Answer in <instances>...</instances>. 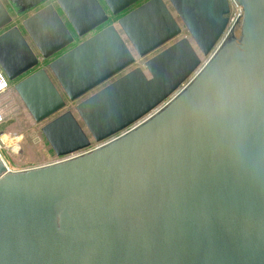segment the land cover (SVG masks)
I'll return each mask as SVG.
<instances>
[{"label":"water","instance_id":"1","mask_svg":"<svg viewBox=\"0 0 264 264\" xmlns=\"http://www.w3.org/2000/svg\"><path fill=\"white\" fill-rule=\"evenodd\" d=\"M47 1L15 8L37 52L0 17L59 159L0 156V264H264V0Z\"/></svg>","mask_w":264,"mask_h":264},{"label":"rangeland","instance_id":"2","mask_svg":"<svg viewBox=\"0 0 264 264\" xmlns=\"http://www.w3.org/2000/svg\"><path fill=\"white\" fill-rule=\"evenodd\" d=\"M229 15L230 13L227 16ZM115 20L116 18H112L110 22ZM183 36H189L186 30ZM143 62L144 59H139L137 64L140 65ZM16 82H12L11 89L0 97L3 115H5L0 124V138L4 143L1 154L10 169L14 171L58 160L53 156L50 159L47 157L45 153L47 141L40 130V125L34 123L32 116L15 92Z\"/></svg>","mask_w":264,"mask_h":264},{"label":"crops","instance_id":"3","mask_svg":"<svg viewBox=\"0 0 264 264\" xmlns=\"http://www.w3.org/2000/svg\"><path fill=\"white\" fill-rule=\"evenodd\" d=\"M22 2H24V0H0V17L5 16V15L10 16L12 18V20H13L12 21V24L10 26H13V25L18 26L19 29L21 30V32L23 33L25 39L27 40L29 46L35 52H37V48H36L34 42L32 41V39L29 36V34L26 32L25 28H23V26L21 25V23L23 21H25L27 18H29L30 16H32L35 12H37V10L40 7L39 8L32 9V10H29V11H26L25 13L19 15L15 11V8H19L23 4ZM50 2H53V1L49 0V1L45 2L42 6H44V5H46V4L50 3ZM9 27H5V28L1 29L0 30V34L3 33L5 30H7ZM76 40H78V39L76 38ZM57 56H55V57H57ZM40 60H41V67H43L44 66V63H46V62L43 61L42 59H40ZM0 68L2 69L1 65H0ZM3 72H4V70H3ZM26 76H28V74L25 75V76H23V77H20V78L16 79L15 81L22 80ZM45 153H46V155H47V157L49 159L51 158V156H53L55 159L57 158L56 155H55V153L53 152L52 148L49 146L48 142H47V149H46V152ZM48 163H51V161L48 162ZM48 163H44V164H48ZM37 166H39V165H37Z\"/></svg>","mask_w":264,"mask_h":264},{"label":"built area","instance_id":"4","mask_svg":"<svg viewBox=\"0 0 264 264\" xmlns=\"http://www.w3.org/2000/svg\"><path fill=\"white\" fill-rule=\"evenodd\" d=\"M237 7H240L239 5H237L236 3H235V1L234 0H231ZM229 3H230V0H229ZM231 11V10H230ZM241 14V9H240V12H239V14L233 19V13H230V15H229V24H233L236 20H237V18L239 17V15ZM230 25V26H231ZM11 84H12V82L8 79V77L6 76V74L3 72V70L0 68V97L2 96V95H4L7 91H9L10 89H11ZM2 107H0V124H1V122L3 121V113H2V109H1ZM0 141H2L1 140V138H0ZM1 143H3V142H1Z\"/></svg>","mask_w":264,"mask_h":264},{"label":"bare ground","instance_id":"5","mask_svg":"<svg viewBox=\"0 0 264 264\" xmlns=\"http://www.w3.org/2000/svg\"><path fill=\"white\" fill-rule=\"evenodd\" d=\"M240 9H241V7H237L231 0H230V13H233V19L239 14V12H240ZM230 25L231 24H229V28H230ZM229 28H227V30L229 29ZM184 30L185 29H183V33H182V36H183V34H184ZM203 61H205V58H203ZM0 107H2L1 106V104H0ZM2 109V108H1ZM2 113H3V110H2ZM4 114V113H3ZM4 117H5V115H3V119H4ZM3 141V140H2ZM2 141H0V156L2 157V159H3V161L5 162V164H6V166L8 167V169L9 170H11L10 169V167L8 166V164H7V162H6V160L3 158V155L1 154V149H2V147H3V144L4 143H1ZM103 143V142H102ZM102 143H99V144H93V146H91L90 148H88V149H86V150H90V149H92V148H95L96 146H98V145H101ZM85 150V151H86ZM84 152V151H83ZM81 153V152H80ZM59 160V159H58ZM61 160V159H60Z\"/></svg>","mask_w":264,"mask_h":264}]
</instances>
